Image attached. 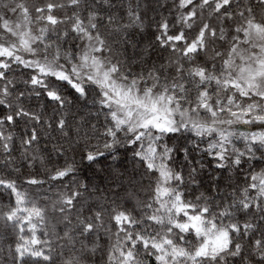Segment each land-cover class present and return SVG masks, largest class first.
<instances>
[{"label":"snow or ice","instance_id":"snow-or-ice-1","mask_svg":"<svg viewBox=\"0 0 264 264\" xmlns=\"http://www.w3.org/2000/svg\"><path fill=\"white\" fill-rule=\"evenodd\" d=\"M0 264H264V0H0Z\"/></svg>","mask_w":264,"mask_h":264}]
</instances>
